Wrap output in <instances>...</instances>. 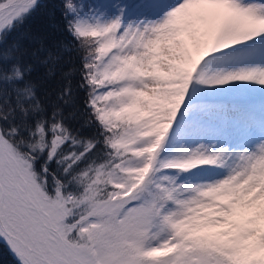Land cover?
I'll list each match as a JSON object with an SVG mask.
<instances>
[{"label":"snow or ice","instance_id":"obj_1","mask_svg":"<svg viewBox=\"0 0 264 264\" xmlns=\"http://www.w3.org/2000/svg\"><path fill=\"white\" fill-rule=\"evenodd\" d=\"M0 264H264V0H0Z\"/></svg>","mask_w":264,"mask_h":264}]
</instances>
